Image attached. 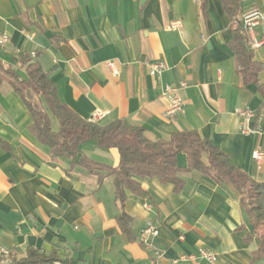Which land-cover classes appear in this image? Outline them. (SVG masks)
Returning a JSON list of instances; mask_svg holds the SVG:
<instances>
[{
	"label": "crops",
	"instance_id": "1",
	"mask_svg": "<svg viewBox=\"0 0 264 264\" xmlns=\"http://www.w3.org/2000/svg\"><path fill=\"white\" fill-rule=\"evenodd\" d=\"M242 4L240 18L253 7L264 11V0ZM175 20L181 21L178 29L171 28ZM257 34L264 39V23ZM233 35L222 0H208L206 8L202 0H0V60L22 78L27 72L19 58L31 55L61 100L86 120L97 112L103 113L101 124L124 119L143 126L152 141L196 129L234 165L264 182V159L257 163L252 157L256 148L264 150V133H242L235 111L257 110L264 99L256 84L241 83L228 44ZM253 50L264 62V42ZM111 60L119 75L107 65ZM157 61L167 67L153 75L150 67ZM259 78L264 83V70ZM181 81L187 82L180 90L184 110L168 118L164 86ZM51 119L57 130V118ZM32 122L21 96L1 81L0 136L11 147L0 145V243L16 259L32 246L46 254L56 251L61 260L52 264H149L152 253L141 237L153 221L159 233L147 241L167 259L205 247L217 253V264L250 262L258 241L233 185H220L198 170L178 173L185 180L180 192L158 177H137L149 196L127 192L124 207L137 235L128 240L117 221L113 176L100 182L81 165L71 168V158H53L29 130ZM80 149L78 159L85 154L119 163L117 148L89 140ZM177 161L186 167L187 155L179 153Z\"/></svg>",
	"mask_w": 264,
	"mask_h": 264
},
{
	"label": "trees",
	"instance_id": "2",
	"mask_svg": "<svg viewBox=\"0 0 264 264\" xmlns=\"http://www.w3.org/2000/svg\"><path fill=\"white\" fill-rule=\"evenodd\" d=\"M222 2L234 34L228 44L235 53V70L241 83L244 86L256 84L264 99V83L259 78L264 70V62L255 58L249 33L242 25V0ZM207 4L208 0H202L203 8ZM19 61L26 69L27 78H22L11 64L0 60V82L7 80L31 112L33 122L29 130L39 141L50 147L53 158H71V168L81 165L97 174L100 182L108 175L113 176L115 197L120 207L117 221L128 240L137 239V235L132 229L133 217L124 207L127 192L149 196L137 177H158L163 183H173L175 191L180 192L185 180L178 173L181 170H198L220 185L231 184L235 187L258 241L248 264H256L257 260L264 258V182L234 165L228 154L211 139L203 137L198 130L191 129L173 133L170 140L152 141L145 136L143 126L129 124L124 119H116L108 124L89 122L61 100L56 84L31 55H22ZM263 109L264 100L257 109L253 126L258 123ZM51 114L59 122L57 130L52 127ZM89 140L103 148H117L119 163L113 166L85 154L78 159L80 145ZM0 145L6 149L11 147L1 136ZM181 152L187 155V165L184 168L177 161ZM251 239L253 235L247 237V240ZM141 244L145 246L142 240ZM56 260H61L56 251L46 254L30 246L27 255L20 259L15 257L13 264H52Z\"/></svg>",
	"mask_w": 264,
	"mask_h": 264
},
{
	"label": "built area",
	"instance_id": "3",
	"mask_svg": "<svg viewBox=\"0 0 264 264\" xmlns=\"http://www.w3.org/2000/svg\"><path fill=\"white\" fill-rule=\"evenodd\" d=\"M242 25L249 33L250 46L252 49L258 48L264 42L263 38H260L257 34L258 28L264 23V11L257 7H253L243 13L241 17ZM181 24L180 20H175L171 23L172 29H178ZM4 39L0 40L3 43ZM109 68L113 70L115 75H119V69L116 67L114 61L107 62ZM166 64L163 61H157L151 64L150 73L158 74L166 69ZM187 85L186 81L178 83H167L164 86V95L168 99V106L165 110V116L168 118H176L184 110L185 101L180 94V90L185 88ZM236 113L242 119L240 125V131L245 134L252 133H264V109L259 116L258 123L253 126L252 123L256 119L257 110L249 107H238ZM103 115L102 112H97L89 118V122H96L99 117ZM253 159L257 163H261L264 159V150L256 148L252 153ZM147 208H151L150 203H145ZM159 233V226L153 221H149L146 226L142 229L141 240L144 242L145 247L152 253V261L149 264H179L183 261L189 260H200L201 264H217L218 255L215 251L200 247L197 253H181L175 258L167 259L164 250L159 247L153 246L148 243L150 236H156ZM183 239V236H180ZM1 241V235H0ZM15 261L14 252L1 245L0 243V264H13Z\"/></svg>",
	"mask_w": 264,
	"mask_h": 264
}]
</instances>
